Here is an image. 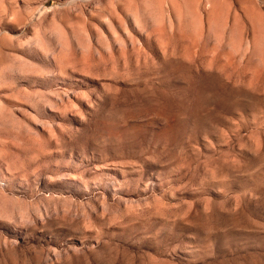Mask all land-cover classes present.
I'll use <instances>...</instances> for the list:
<instances>
[{
	"label": "rangeland",
	"instance_id": "1",
	"mask_svg": "<svg viewBox=\"0 0 264 264\" xmlns=\"http://www.w3.org/2000/svg\"><path fill=\"white\" fill-rule=\"evenodd\" d=\"M0 264H264V0H0Z\"/></svg>",
	"mask_w": 264,
	"mask_h": 264
}]
</instances>
